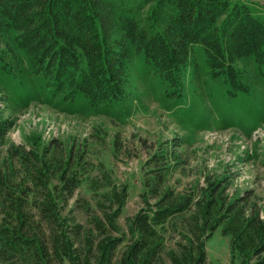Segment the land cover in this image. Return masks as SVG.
Returning <instances> with one entry per match:
<instances>
[{
    "label": "trees",
    "instance_id": "trees-1",
    "mask_svg": "<svg viewBox=\"0 0 264 264\" xmlns=\"http://www.w3.org/2000/svg\"><path fill=\"white\" fill-rule=\"evenodd\" d=\"M197 45L209 75L225 77L232 90H249L235 67L244 58L264 69V22L237 0H0V74L13 75V64L25 58L51 96L69 102L122 99L136 55L182 95ZM11 128L0 113V146ZM183 144L172 137L148 151L142 206L126 218V230L119 218L129 185L109 169L88 179L99 198L94 207L80 203L86 227L66 213L90 172L81 154L13 145L0 164V262L208 264L207 241L221 229L230 237L231 264H264V211L254 190L230 194L227 175L192 189L169 184L186 163Z\"/></svg>",
    "mask_w": 264,
    "mask_h": 264
},
{
    "label": "rangeland",
    "instance_id": "rangeland-1",
    "mask_svg": "<svg viewBox=\"0 0 264 264\" xmlns=\"http://www.w3.org/2000/svg\"><path fill=\"white\" fill-rule=\"evenodd\" d=\"M237 1L264 22V0ZM205 57L201 45L194 47L186 88L178 95L153 74L143 55H136L124 97L97 105L52 97L51 87L32 74L28 60L17 61L13 75L0 74V113L12 121L6 143L0 146V164L13 145L26 150L33 145L72 149L81 154V163L90 172L66 213L90 226L80 203L86 200L95 206L99 197L90 190L88 179L98 176L103 166L118 184L129 185L119 218L126 230V218L142 206L148 151L160 141L181 137L186 163L171 174L170 185L192 189L205 185L210 176L227 175L232 179L230 194L252 189L253 201L264 211V69L255 68L252 58H244L235 67L249 90H232L225 77L209 75ZM198 60L202 62L195 67ZM15 163L19 171L18 159ZM167 235V247L172 248L173 233ZM207 255L208 264L232 263L230 237L221 229L208 239Z\"/></svg>",
    "mask_w": 264,
    "mask_h": 264
}]
</instances>
